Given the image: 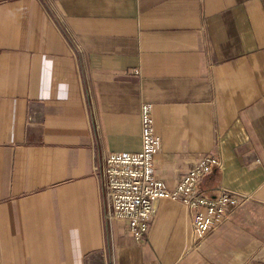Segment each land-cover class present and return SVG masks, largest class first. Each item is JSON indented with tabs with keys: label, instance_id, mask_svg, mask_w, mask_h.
Listing matches in <instances>:
<instances>
[{
	"label": "crops",
	"instance_id": "0c3cea01",
	"mask_svg": "<svg viewBox=\"0 0 264 264\" xmlns=\"http://www.w3.org/2000/svg\"><path fill=\"white\" fill-rule=\"evenodd\" d=\"M141 102L167 189L208 154L199 191L247 197L197 245L177 201L113 216ZM0 264H264V0H0Z\"/></svg>",
	"mask_w": 264,
	"mask_h": 264
},
{
	"label": "built area",
	"instance_id": "2783aa9c",
	"mask_svg": "<svg viewBox=\"0 0 264 264\" xmlns=\"http://www.w3.org/2000/svg\"><path fill=\"white\" fill-rule=\"evenodd\" d=\"M140 149L135 153H110L105 159L104 180L113 216L126 223L135 240L145 236L157 200L167 198L192 214L194 244L201 242L240 207L247 197L225 190L215 195L199 191V182L220 169L217 156H197L174 187L167 189L154 173V157L160 138L155 135L152 105L141 102L138 108Z\"/></svg>",
	"mask_w": 264,
	"mask_h": 264
}]
</instances>
